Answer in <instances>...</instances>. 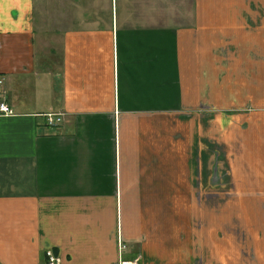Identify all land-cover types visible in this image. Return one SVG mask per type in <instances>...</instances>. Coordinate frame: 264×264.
I'll return each mask as SVG.
<instances>
[{"label": "crops", "instance_id": "0c3cea01", "mask_svg": "<svg viewBox=\"0 0 264 264\" xmlns=\"http://www.w3.org/2000/svg\"><path fill=\"white\" fill-rule=\"evenodd\" d=\"M0 81V264H264V0H0Z\"/></svg>", "mask_w": 264, "mask_h": 264}, {"label": "built area", "instance_id": "2783aa9c", "mask_svg": "<svg viewBox=\"0 0 264 264\" xmlns=\"http://www.w3.org/2000/svg\"><path fill=\"white\" fill-rule=\"evenodd\" d=\"M0 113L6 114V115L12 113L11 109L2 100H0ZM45 121L47 125H55L61 122V118L60 116H55L53 114H47L45 117ZM46 256L48 258L49 264L58 263V259L54 255H52L50 251L46 252ZM120 264H141V263L139 262V259H133V260H122Z\"/></svg>", "mask_w": 264, "mask_h": 264}, {"label": "rangeland", "instance_id": "374dc122", "mask_svg": "<svg viewBox=\"0 0 264 264\" xmlns=\"http://www.w3.org/2000/svg\"><path fill=\"white\" fill-rule=\"evenodd\" d=\"M212 209H215V207H211ZM197 225H200V223H196V226ZM208 228L209 229H211L212 228V226H213V223H211V222H209L208 223ZM127 247V246H126ZM126 247L122 244V246H121V249H126ZM206 251V250H205ZM203 252V250H201L199 253H198V255L196 256V258H195V263L194 264H209L208 262H214V260H215V258H216V256L215 255H211L210 253H207V252ZM136 258H138L139 259V262L141 263V261L143 262V257L140 255V256H138V257H136ZM181 258H182V254H181ZM141 260V261H140ZM171 260V259H170ZM169 260V261H170ZM143 264H144V262H143ZM152 264H154V263H152Z\"/></svg>", "mask_w": 264, "mask_h": 264}]
</instances>
